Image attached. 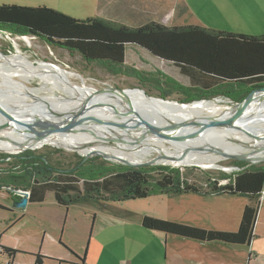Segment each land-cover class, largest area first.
I'll use <instances>...</instances> for the list:
<instances>
[{
	"label": "trees",
	"instance_id": "16d2710c",
	"mask_svg": "<svg viewBox=\"0 0 264 264\" xmlns=\"http://www.w3.org/2000/svg\"><path fill=\"white\" fill-rule=\"evenodd\" d=\"M0 29L37 37L50 46L77 54L87 64L112 68L124 66L127 48L136 46L189 78L192 82L189 90H196V97L188 93L191 101L222 95L239 103L264 88V36L216 32L197 26L166 27L157 22L131 28L101 18L76 20L48 8L6 5L0 6ZM222 88L231 91L216 94ZM82 160L64 169L54 167L46 156L34 151L0 154V163L8 165L7 182L26 189L28 204L45 202L47 193L52 192L56 203L67 211L73 205L89 202L104 210L106 204L143 200L156 192L161 195L201 193L194 186L180 183V171L169 167L152 169L158 172L151 182L149 172L143 168L98 163L96 159L81 164ZM241 164H235L243 169L233 176L231 184L221 188L217 183L213 186V192L246 196L255 203L244 207L236 232L207 230L148 216L141 218V227L199 243L250 247L264 193V167ZM1 254L8 255L12 264L17 251L1 248ZM35 257V264H42L44 257ZM79 260L84 262V258Z\"/></svg>",
	"mask_w": 264,
	"mask_h": 264
},
{
	"label": "rangeland",
	"instance_id": "374dc122",
	"mask_svg": "<svg viewBox=\"0 0 264 264\" xmlns=\"http://www.w3.org/2000/svg\"><path fill=\"white\" fill-rule=\"evenodd\" d=\"M110 3L111 0H103V6H109ZM2 5L24 8H48L76 20L100 17L98 0H0V6ZM107 16L110 19H116L115 14L111 10ZM18 49L24 56H28L32 60L46 62L60 69L63 68L69 72L78 74L85 80L87 86L96 92L106 88H118L122 90L126 89V93L129 95L146 96V93L152 98H163L162 100L172 101L177 105L182 104L186 106L199 102L191 101L193 99L188 95L189 93L191 97H196V94H194L196 90L193 89V92L189 90L192 86L189 78L181 75L175 67L158 59H153L143 50L136 51L138 59H135L133 51H129L127 63L120 68H112L99 64L90 65L85 63L77 54H71L60 47L50 46L37 37L18 35L6 29H0V55L12 57ZM13 80L18 82L23 88H40V83L37 79L34 82H30L32 86L30 83L27 84L18 78H13ZM76 83L79 84V81H76ZM134 89H141L145 93ZM227 91H231V89L223 90L222 88L217 90L216 94H226ZM42 95L46 94L43 92ZM213 99H220L222 102H229L233 104V107H237V102L222 95H211L202 101ZM32 102L30 99H27L24 103L12 101L9 97H5L4 100L7 106H11L16 110L21 108L32 109L34 107ZM170 106L173 107L172 105ZM183 106L178 105L176 108ZM259 136L260 134L258 133L256 137ZM113 137L117 139V137ZM106 138L104 143H101L102 140L98 139L100 142L92 143L86 148L92 149L97 146L114 150L119 148L120 145L117 141L110 140L108 137ZM165 146L168 147L169 145L165 143ZM34 152L46 156L54 167L64 169L73 167L76 162L83 159V155L80 152H69L63 148L51 145L35 147ZM0 154L7 155L6 153ZM91 159H96L98 163L103 161L112 163L99 156H94ZM238 163H243L241 165L250 167L248 162L232 159H225L219 162L215 168H203L196 165L171 167L160 166L158 164L144 167L143 169L149 172L151 182H154L156 173L158 172V170L153 171L152 169L169 167L179 170L180 183L194 186L201 193L161 195L156 192L143 200L110 203L111 212L104 213L98 210L96 203L92 202L73 205L67 211L66 208L56 203L52 192L47 193L46 200L43 203H31L25 208H17L15 207V203L19 198L21 199V193L27 191L23 187L14 186L7 182L9 178L8 165L6 162L0 163V205L3 207L0 210V221L2 219L6 223L7 228L9 227L6 233L1 235L0 241L7 246L14 243L38 244V246H41L44 233L49 237H55V233H61V235L64 233V240L61 241L62 245L68 248L69 251H73L67 243L71 244V242H74V245L78 246L76 248H78L79 252H83L81 256L84 257L91 238L92 228L96 227V232L98 231L103 234L97 240L93 238L94 247L104 253L107 249H112L113 254H116L117 252L109 245L108 239L115 246L122 249L124 242L125 247L127 244L133 246L130 242L141 238L137 233L150 235L148 234L149 232H145L140 226L141 218L144 216L207 230L236 232L244 207L246 205H254L255 203L251 202L246 196H228L213 192V186L214 183H217L216 186L218 188L231 184L233 176L243 169L235 166ZM252 166L264 167V161L256 162ZM261 197H264V195ZM125 214H129V216L125 218ZM257 227L258 231L261 229L260 232L263 233L264 237V199L261 202ZM162 237L166 236L162 234ZM154 239L159 243V238L150 239V242L154 243ZM142 240V238L139 240L138 246L141 245ZM162 241L161 251L164 256L166 246L164 240ZM234 247L235 249L229 248L231 251L233 250L231 255H235L234 257H236L237 261L242 259L247 264L250 251L252 250L249 247ZM96 256L92 254V258ZM78 263L80 264V262ZM256 263L264 264V257H260V260L256 262L252 258L251 264Z\"/></svg>",
	"mask_w": 264,
	"mask_h": 264
},
{
	"label": "bare ground",
	"instance_id": "6f19581e",
	"mask_svg": "<svg viewBox=\"0 0 264 264\" xmlns=\"http://www.w3.org/2000/svg\"><path fill=\"white\" fill-rule=\"evenodd\" d=\"M13 78H18L27 84L37 79L40 88H23ZM76 81H79V84ZM41 92L46 95H42ZM95 93L96 91L91 90L85 80L78 74L63 68L60 69L46 62L32 60L30 57L24 56L19 49L12 57L0 55V103L7 106L4 100L5 97H9L12 101L23 103L30 99L34 105L32 109L21 108L16 110L13 108V111L0 108V124L2 125L20 114L19 112L37 121L47 123L63 121L81 108ZM126 95L144 121L154 127L161 128H166L175 123L217 117L236 108L232 106L233 104L222 102L220 99L194 102L186 106L178 104L183 107L176 108L178 105L172 101H162L143 95H129L128 93ZM84 118L127 124L129 127L139 130V127L131 119L125 100L114 93L99 98L85 112ZM35 132L36 127L23 122L15 128L12 136L24 142ZM258 133L260 136L256 137ZM99 136L110 138L115 135L111 130H106L97 125H84L50 135L37 147L51 145L69 152L77 151L81 155H86L89 151H92L86 147L92 143L100 142L98 140L100 138L96 139ZM165 143L169 146L166 147ZM119 145V148L116 147L117 150L105 149L102 146H97L94 149L127 160L135 165L143 164L163 155L179 157L189 149L207 148V146L219 148L229 155L253 153L252 151H258L260 147L264 146V108L241 117L237 125L233 127L208 129L183 141L166 140L158 136H151L139 143ZM9 149L14 148L8 144L0 145V150ZM252 155L256 157L255 159H261L264 157V152ZM225 159L229 158L215 154L211 150L194 151L187 153L180 162L162 159L158 162V165L171 167L196 165L203 168H215L219 162Z\"/></svg>",
	"mask_w": 264,
	"mask_h": 264
},
{
	"label": "crops",
	"instance_id": "0c3cea01",
	"mask_svg": "<svg viewBox=\"0 0 264 264\" xmlns=\"http://www.w3.org/2000/svg\"><path fill=\"white\" fill-rule=\"evenodd\" d=\"M110 10L115 14L116 19H110L107 16ZM98 12L99 18L103 20L131 28L141 27L149 22H157L166 27L197 26L216 32L264 36V0H111L109 6H103V0H98ZM137 50L142 49L136 46L127 48L125 64L129 51H133L135 59H138ZM150 57L157 60L151 55ZM262 201L260 200V206ZM110 209V205L106 204L104 210H98L104 213L111 212ZM127 217L125 216V218ZM8 228L1 219L0 239ZM143 230L149 232L150 235L137 233L143 239L140 246H138V242L141 238L132 240L130 243L133 246L127 244L125 247L124 242L122 249L108 239L109 245L117 252L116 254H113L112 249H107L104 253L94 247L93 238L97 240L103 234L96 232V227L92 228L91 238L84 257L81 256L83 252H79L76 248L78 246H75L74 242L67 243L73 251H69L62 245L64 233L62 235L55 233L56 238L54 236L49 237L44 233L41 246L29 243H14L7 246L0 241V248L17 251L11 261L12 264H35L36 255L44 257L42 264H79V259L82 258H84V262H80V264L246 263L242 259L237 261L235 255H231L233 250L231 251L229 248L235 249L234 246L230 247L220 243H199L173 236L162 237L161 233ZM260 230L258 231L256 222L255 238L249 247L252 251H250L247 264L252 263V258L256 262L260 260V257H264V237ZM149 238H159V243L156 239H154V243L150 242ZM162 240L166 246L164 256L161 251ZM92 254L97 256L92 258ZM9 262L8 255L0 254V264H9Z\"/></svg>",
	"mask_w": 264,
	"mask_h": 264
},
{
	"label": "water",
	"instance_id": "95a60500",
	"mask_svg": "<svg viewBox=\"0 0 264 264\" xmlns=\"http://www.w3.org/2000/svg\"><path fill=\"white\" fill-rule=\"evenodd\" d=\"M140 90L143 93L145 91L141 89H134ZM126 89H118V88H106L101 91H97L93 96H91L82 106L79 108L75 113L64 119L63 121H59L56 123H47L43 121H37L36 119H32L28 116H25L24 113L19 112L17 116L10 119L5 124H0V145L1 144H8L12 146L14 149H9L7 151L0 150V153H6L7 155H17L22 154L28 151H34L35 147H37L41 142L48 136L61 133L66 131L67 129L76 128L84 125H97L103 127L106 130H111L114 132V135L110 137V140L117 141L119 144H133L139 143L151 136H158L164 138L166 140H175V141H183L185 139H189L192 137L197 136L198 134L208 130V129H226L227 127H233L237 125L239 119L245 115H250L255 113L257 110L264 108V88L255 91L242 102L237 103V107L234 108L232 111L225 113L224 115H219L217 117H210L204 119H196L184 123H175L171 124L166 128L161 127H154L148 124L146 121L143 120L141 115L137 112L135 107L133 106L131 100L126 95ZM114 93L122 97L126 105L129 109V113L131 115V119L133 123L139 127L138 129H133L129 127L127 124L122 123H110L107 121H103L100 119H89L84 118L85 112L90 109L99 98L102 96ZM145 95L148 98H152L148 96L146 93ZM155 99V98H153ZM162 100V99H160ZM165 101V100H162ZM0 108H5L7 110L13 111V107L5 106L0 103ZM27 122L29 125L36 127V132L29 137L28 140L21 142L17 138L12 136L13 131L15 128L23 123ZM118 130V131H117ZM117 131V132H116ZM121 131V132H120ZM102 140L101 143H104L106 137H100ZM86 155H83V160L81 164L86 163L94 156L102 157L106 161H110L115 164H120L129 168H144L148 166H155L158 162L162 159H168L170 161L180 162L186 156L187 153L190 152H202V151H213L215 154L223 155L232 160L248 162L249 166L255 164L256 162L264 161V157L261 159H255L254 155L256 153H263L264 146L260 147L258 151H252L253 153H245L240 155H229L223 152L221 149L207 146V148H197V149H189L184 151L182 155L179 157H169L163 155L161 157L153 158L143 164L135 165L131 162L118 158L114 155H110L106 152L97 151L94 148L91 149ZM21 199L15 203V207L17 208H25L28 204L29 193L22 192Z\"/></svg>",
	"mask_w": 264,
	"mask_h": 264
},
{
	"label": "built area",
	"instance_id": "2783aa9c",
	"mask_svg": "<svg viewBox=\"0 0 264 264\" xmlns=\"http://www.w3.org/2000/svg\"><path fill=\"white\" fill-rule=\"evenodd\" d=\"M262 195H264V193H263ZM261 199L263 200V199H264V197H261ZM0 254H1V248H0Z\"/></svg>",
	"mask_w": 264,
	"mask_h": 264
}]
</instances>
